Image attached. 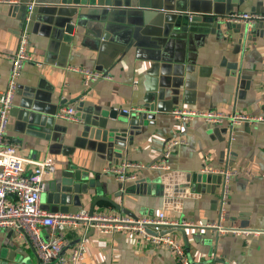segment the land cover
I'll list each match as a JSON object with an SVG mask.
<instances>
[{
	"label": "crops",
	"instance_id": "0c3cea01",
	"mask_svg": "<svg viewBox=\"0 0 264 264\" xmlns=\"http://www.w3.org/2000/svg\"><path fill=\"white\" fill-rule=\"evenodd\" d=\"M30 1L0 4V91L8 85L10 55L17 48ZM98 2L36 0L33 9L28 45L32 60L23 66L13 107L52 117L54 124L47 129L11 113L7 137L20 155L56 159L42 205L64 171L81 170L99 184L80 211L90 212L94 198H101L96 213L155 217L165 210L167 218L180 224L162 232L178 240L193 263L264 264V235L245 237L207 227L221 220L222 179L202 171L225 166L236 170L225 225L264 228V128L209 124L201 118L184 121L171 113L192 108L264 114V18L258 28L251 26L247 40L240 37L244 24L240 30L237 24H224L233 12L264 14V0H113L110 6ZM108 10L117 14L105 20ZM181 14L201 16L194 26L204 29H181L176 24ZM109 21L126 29L113 33L105 27ZM217 21L220 27L214 25ZM73 66L109 77L86 86L83 74L69 68ZM67 106L75 108L78 120L57 116ZM130 107L143 108L139 113L147 116L138 127L127 129L124 149H113L99 123L110 112ZM174 138L186 143L165 158L166 143ZM125 160L142 164L130 168L135 178L122 182L105 172ZM162 176H168L170 197L157 188ZM198 176L209 177L201 190L196 187ZM180 182L189 187L176 190ZM66 235L68 250L80 236L86 238V264H179L170 249L140 241L131 231L101 234L78 227ZM21 263L39 264L35 249L17 231L0 228V264Z\"/></svg>",
	"mask_w": 264,
	"mask_h": 264
},
{
	"label": "built area",
	"instance_id": "2783aa9c",
	"mask_svg": "<svg viewBox=\"0 0 264 264\" xmlns=\"http://www.w3.org/2000/svg\"><path fill=\"white\" fill-rule=\"evenodd\" d=\"M17 0H0V4L11 5ZM36 0L27 4L21 33L16 50L12 55L11 69L8 85L0 91V228L13 229L31 244L39 258V264H86L83 262L88 251L86 238L80 236L72 249L68 250L69 239L66 232L78 227L84 229L94 228L101 234H111L117 231H131L137 234L140 241L152 246L165 247L174 252L179 264H205L193 263L185 253L183 245L168 233H163V228L170 225H179L176 220L169 219L165 210L160 211L155 217H133L125 214L113 215L81 210L72 214L69 212L50 211L42 206V196L48 188V183L56 172V159L52 156L43 159H32L20 155L17 146L7 137L10 124L11 111L14 98L19 88V78L23 66L32 60L28 51L30 22ZM264 14L254 12H233L224 18V24H244L248 30ZM70 69L83 74L86 86L101 78L109 76L95 70H88L77 66ZM124 112H143L141 107L123 108ZM172 115L178 120H191L201 118L209 124L228 123L234 125L248 124L264 128V114L237 112L222 109H192L175 108ZM57 116L66 120H78L73 106L63 107ZM186 143L185 139L174 138L168 140L164 157L167 158L173 148ZM27 166L30 170H27ZM142 164L125 160L119 165L107 167L105 172L114 175L116 180L125 182L135 178L130 168L141 167ZM158 165H154L157 167ZM202 171L219 174L221 176V220L207 224L218 233L232 232L242 236L264 235V228H252L239 225H225L223 223L225 206L230 196V180L236 175V170L225 166L219 169ZM182 224H189L183 221ZM48 231L44 234L42 229Z\"/></svg>",
	"mask_w": 264,
	"mask_h": 264
},
{
	"label": "water",
	"instance_id": "95a60500",
	"mask_svg": "<svg viewBox=\"0 0 264 264\" xmlns=\"http://www.w3.org/2000/svg\"><path fill=\"white\" fill-rule=\"evenodd\" d=\"M68 0H64V2H67ZM73 3L76 5H82L84 3H91L93 0H72ZM84 1V2H83ZM100 5L106 4V5H113V0H107L105 3L102 0H99L98 2ZM116 12L112 10L105 11V20L108 17H115ZM202 19L199 15L194 14H181L177 17L176 24L177 26L181 27V29L187 30H196V29H204V28H198L194 26V24ZM262 20H259L256 22L253 27L256 29L259 26H261ZM214 25H218L220 27V23L217 21ZM229 26V25H228ZM238 30L241 29L242 24L236 25ZM109 31L113 33H117L119 30L126 29L121 28L122 26L109 21V24L105 26ZM231 27V25H230ZM73 24L68 26L69 33L72 32ZM250 34H252V31L248 30L247 28H243L242 32L240 33V37L242 40H247L249 38ZM118 111V110H117ZM117 111L110 112L107 116V119H101L103 123H99L103 129V139L107 141L108 145L113 149H119L122 150L125 148L127 139H128V128H135L138 127L139 123H142L147 114L145 113H139L142 114L141 117L136 114L137 112H124L120 111L121 113H118ZM12 115L19 114L22 115L24 120H29L30 122L35 123H41L44 124L47 129L52 127L54 124V119L52 117L50 118H44L41 117L39 114H33L30 112V110L27 108L20 109L19 107H13L11 111ZM133 135L129 138V143L133 141ZM168 176H162L160 177L156 182L157 188L160 189L161 193L165 194L166 197L172 196V193L170 192L169 184L166 182ZM187 180H189L187 178ZM207 180H209V177L207 176H198V185L196 186L198 190H201L203 187V183H205ZM99 183L93 182L92 178L89 177V174H84L81 170H69L64 171L58 181H53L51 184V191L48 193L47 201L42 205L43 208L47 210H51L54 212L61 211V212H70L72 207L76 206H82L84 201L88 199L92 192L91 189L95 187V185H98ZM176 187L177 189H185L189 187L188 183L180 182L178 183ZM169 191V192H168ZM175 198H179L180 194L179 192H176L174 195ZM98 199L101 198H94L93 202L90 206V212L94 211L95 205L98 201ZM107 199V198H102ZM109 200V199H108ZM128 212V210H125ZM93 230V228H92ZM22 264V263H21Z\"/></svg>",
	"mask_w": 264,
	"mask_h": 264
},
{
	"label": "rangeland",
	"instance_id": "374dc122",
	"mask_svg": "<svg viewBox=\"0 0 264 264\" xmlns=\"http://www.w3.org/2000/svg\"><path fill=\"white\" fill-rule=\"evenodd\" d=\"M42 197H43V196H42ZM79 208H80V206L72 207L70 212H71L72 214L78 213V212L80 211Z\"/></svg>",
	"mask_w": 264,
	"mask_h": 264
}]
</instances>
